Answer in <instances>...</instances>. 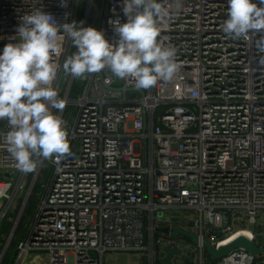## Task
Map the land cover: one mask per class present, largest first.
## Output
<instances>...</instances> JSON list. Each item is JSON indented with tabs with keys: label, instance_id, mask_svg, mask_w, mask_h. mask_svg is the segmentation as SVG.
Masks as SVG:
<instances>
[{
	"label": "built area",
	"instance_id": "built-area-1",
	"mask_svg": "<svg viewBox=\"0 0 264 264\" xmlns=\"http://www.w3.org/2000/svg\"><path fill=\"white\" fill-rule=\"evenodd\" d=\"M82 1L83 26L95 6L98 29L116 43L109 21H127L123 0H100L101 10L95 0H0V50L17 42L24 16L44 10L70 23ZM158 2L167 14L157 40L175 49L179 66L171 80L141 92L107 68L66 77L72 43L65 39L53 83L65 107L52 111L66 122L69 153L22 172L3 142L7 120L0 121V223L12 224L0 264L17 232L14 264L45 254L48 264H103L107 251L144 252L147 264H160L164 246L187 242L158 228L185 230L188 211L194 233L214 248L244 229L264 246L242 228L264 216V52L254 47L257 37L224 33L228 0ZM32 198L38 205L27 220ZM196 248L203 264L204 247ZM217 264H264V253L239 248Z\"/></svg>",
	"mask_w": 264,
	"mask_h": 264
},
{
	"label": "clouds",
	"instance_id": "clouds-1",
	"mask_svg": "<svg viewBox=\"0 0 264 264\" xmlns=\"http://www.w3.org/2000/svg\"><path fill=\"white\" fill-rule=\"evenodd\" d=\"M65 0H62L64 3ZM127 21L110 20L116 43L105 32L83 21L58 24L53 14L37 10L23 17L14 39L0 50V121L9 130L3 136L18 170H37L40 159L55 162L70 151L66 122L53 109L62 110L53 86L65 39L76 51L62 65L76 77L109 69L121 80L133 79L139 89H150L159 80H171L178 71L174 48L157 40L159 21L166 15L158 0H123ZM222 29L234 39L249 40L264 52V3L228 0V18Z\"/></svg>",
	"mask_w": 264,
	"mask_h": 264
},
{
	"label": "rangeland",
	"instance_id": "rangeland-1",
	"mask_svg": "<svg viewBox=\"0 0 264 264\" xmlns=\"http://www.w3.org/2000/svg\"><path fill=\"white\" fill-rule=\"evenodd\" d=\"M95 3L98 7V10L102 9V4L100 2V0H95ZM84 7H86L85 5V1L80 2L79 7H78V12H77V21H84ZM96 15V8L94 6L93 8V12H92V17H91V23L90 26H92L93 20L95 18ZM95 27L98 28V20L96 21ZM76 51L74 46H71V50H70V56L69 58L72 56V54ZM69 75V73L65 72V76L67 77ZM78 88V82L75 84V88ZM38 205V200H36V198H32L31 200V204L27 210V215L28 218H26L27 220L32 218V214L35 213L36 207ZM158 215H160L161 213H157ZM187 219L185 221H183L181 224L185 225L186 231H190V232H194L195 228L192 225H189L190 222L194 221L195 218V214L193 211H188L187 212ZM4 225H5V221L3 220L0 223V240L4 238ZM242 226H245V228H249L252 229L255 233H257V240L259 242H264V216L261 217L260 219V223H258L257 226H252L248 223H244ZM188 248L187 253H189V249H192V252L194 251L195 245L194 243L191 241V243H188L185 245ZM191 253V251H190ZM46 255V254H45ZM45 255H42V259L41 260H45V262L48 264L47 258ZM33 255L30 256V258H32ZM190 257L191 255L187 256L186 259H182L180 261V264H186V260L188 261V263H190ZM30 258L27 261V264H32V262H30ZM209 259H211V257L208 255V253L206 251H204L203 253V264H208L209 263ZM179 258H175L174 262L178 263ZM192 261L194 262V264H200L201 262V257H200V253L196 254L193 256ZM103 264H147V260H146V256L144 254V252H137V251H128V252H110L107 251L104 253V257H103Z\"/></svg>",
	"mask_w": 264,
	"mask_h": 264
},
{
	"label": "water",
	"instance_id": "water-1",
	"mask_svg": "<svg viewBox=\"0 0 264 264\" xmlns=\"http://www.w3.org/2000/svg\"><path fill=\"white\" fill-rule=\"evenodd\" d=\"M96 19H97V9H96L95 18L92 23L93 27H95ZM138 90L142 92L141 89H138ZM178 219H179L178 217L173 218V220L176 222L178 221ZM158 230L167 236H171V237L186 236L190 238L191 241L195 245L192 255L190 254L191 256L198 254V249L196 248V245H199V244H201L204 247V250L208 253V255L212 259L217 260V261H219L223 257L228 256L235 249H239V248L245 249L246 251L254 255L264 253V246H258L253 240H251L250 238L244 235L237 236L236 238H234V240L226 244H223L219 246L218 248H214L210 240L204 238L203 240L200 241L199 236L195 234L194 232L180 229L177 226H174V227L167 226L164 228L160 227L158 228ZM187 251H188V248L183 249L179 247L172 248L170 246H164L163 247L164 256L160 259V264H176L174 262V258L181 257L182 259H186V257L188 256Z\"/></svg>",
	"mask_w": 264,
	"mask_h": 264
},
{
	"label": "trees",
	"instance_id": "trees-1",
	"mask_svg": "<svg viewBox=\"0 0 264 264\" xmlns=\"http://www.w3.org/2000/svg\"><path fill=\"white\" fill-rule=\"evenodd\" d=\"M24 224V221H22L21 223V226ZM12 228V224L9 223V222H5V225H4V237L7 233L10 232ZM242 228H245V226H243ZM20 229V228H19ZM20 238V232H17L16 234V238H14V240L12 241L11 243V246L9 248V251L7 252L5 258H4V264H14L15 262V259H16V255H17V249H16V246H17V242ZM182 238L187 241V242H191V239L186 237V236H182ZM3 239H1L0 241H2ZM193 258V256H192ZM192 258H190V263H188V261L186 260V264H194V262L192 261ZM217 260H214V259H209V263L210 264H217Z\"/></svg>",
	"mask_w": 264,
	"mask_h": 264
},
{
	"label": "bare ground",
	"instance_id": "bare-ground-1",
	"mask_svg": "<svg viewBox=\"0 0 264 264\" xmlns=\"http://www.w3.org/2000/svg\"><path fill=\"white\" fill-rule=\"evenodd\" d=\"M240 235H244V236H246V237H248V238H251V236H252L250 230H248V229H244V230H241L239 233L235 234L234 237H231V238H230L227 242H225L224 244H226V243H228V242L234 240V238H236L237 236H240Z\"/></svg>",
	"mask_w": 264,
	"mask_h": 264
},
{
	"label": "crops",
	"instance_id": "crops-1",
	"mask_svg": "<svg viewBox=\"0 0 264 264\" xmlns=\"http://www.w3.org/2000/svg\"><path fill=\"white\" fill-rule=\"evenodd\" d=\"M187 242V241H186ZM188 243H191V242H187V244ZM190 253V252H189ZM191 254V253H190ZM33 264H47L46 262H45V260H40L39 258H37V259H35V261H34V263ZM208 264H210V263H208Z\"/></svg>",
	"mask_w": 264,
	"mask_h": 264
},
{
	"label": "flooded vegetation",
	"instance_id": "flooded-vegetation-1",
	"mask_svg": "<svg viewBox=\"0 0 264 264\" xmlns=\"http://www.w3.org/2000/svg\"><path fill=\"white\" fill-rule=\"evenodd\" d=\"M191 251V255H192V249H189V252ZM190 255V253H188V256ZM190 258H192V256L190 257Z\"/></svg>",
	"mask_w": 264,
	"mask_h": 264
}]
</instances>
